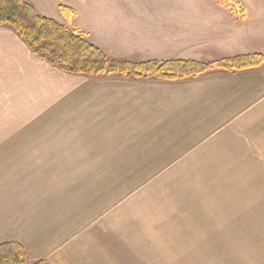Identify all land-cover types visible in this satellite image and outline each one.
Here are the masks:
<instances>
[{
    "label": "rangeland",
    "instance_id": "obj_1",
    "mask_svg": "<svg viewBox=\"0 0 264 264\" xmlns=\"http://www.w3.org/2000/svg\"><path fill=\"white\" fill-rule=\"evenodd\" d=\"M25 1L69 32L80 33L109 58L132 62L174 58L179 47L169 41L163 46L157 38L162 34L138 30L156 26L168 14L224 8L226 4L264 8V0ZM60 5L76 15L66 18ZM5 65V79H0V178L11 183L15 175L23 173L26 162L37 166L51 163L47 168L52 169V195L47 191V199L52 200L54 231L56 217H63L57 223L62 224L63 234L86 241L85 247L93 248L102 259L110 250L115 264H264V199L262 192L254 191L251 161L247 162L250 169H242L240 161L189 159L179 161L183 170L177 171L201 174L153 175L173 161L138 159L139 155L152 156L150 153L102 152L98 141L80 144L76 124L71 121L65 135L61 136L60 128L51 129L58 133L50 139L53 144L23 143L24 137L40 131L28 125L42 118L43 107L67 98L66 92L61 95L66 81L39 64L36 73L8 78L11 73ZM117 78L105 77L81 86L113 88L120 93L130 87L140 90ZM80 81L68 82V91L74 89L68 99H76ZM33 150H52L54 156L72 158L20 159V153ZM68 218L75 219L76 230L72 229L74 223L64 220Z\"/></svg>",
    "mask_w": 264,
    "mask_h": 264
},
{
    "label": "crops",
    "instance_id": "obj_2",
    "mask_svg": "<svg viewBox=\"0 0 264 264\" xmlns=\"http://www.w3.org/2000/svg\"><path fill=\"white\" fill-rule=\"evenodd\" d=\"M156 22V26L138 30L162 34L157 38L163 46L169 41L180 50L174 58H149L152 60L215 63L264 56V8L185 9ZM5 64L11 73L8 78L36 73L39 64L66 81L61 95L66 92L67 98L43 107L42 118L28 125L40 131L24 137L23 143L53 144L50 139L58 133L51 129L60 128L61 136L65 135L71 121L76 124L80 144L98 141L102 152L150 153L152 156L139 155L138 159L173 161L153 175L201 174L177 171L183 170L178 164L182 160L240 161L242 169H250L247 162L251 161L254 191L262 192L264 199V63L256 69L213 71L179 81L111 77L136 84L140 90H96L81 85L105 77L65 73L34 56L10 27L0 26V79H5ZM73 79L81 80L75 88V100L68 99L73 95L69 92H74L68 91V82ZM20 154V159L27 161L72 158L54 156L52 150ZM27 163L11 183L0 178V245L20 244L28 264H115L110 250L102 259L93 248L85 247L86 241L63 234L62 224H57L63 217H56L54 231L52 200L47 199V191L49 197L52 195V169L47 166L52 164ZM64 220L74 223L72 229L76 230L74 218Z\"/></svg>",
    "mask_w": 264,
    "mask_h": 264
},
{
    "label": "trees",
    "instance_id": "obj_3",
    "mask_svg": "<svg viewBox=\"0 0 264 264\" xmlns=\"http://www.w3.org/2000/svg\"><path fill=\"white\" fill-rule=\"evenodd\" d=\"M225 7L232 8L229 4ZM59 8L66 18L76 15L74 10L66 6L60 5ZM0 26L10 27L37 58L65 73L86 77L179 81L213 71L256 69L264 63L263 55L240 56L215 63L111 59L80 33H71L63 25L40 15L25 0H0ZM0 264H28L24 248L17 243L0 245Z\"/></svg>",
    "mask_w": 264,
    "mask_h": 264
}]
</instances>
